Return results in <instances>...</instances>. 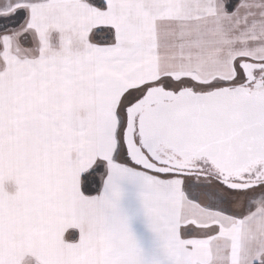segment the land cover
Segmentation results:
<instances>
[{"label":"snow or ice","instance_id":"6c2138e0","mask_svg":"<svg viewBox=\"0 0 264 264\" xmlns=\"http://www.w3.org/2000/svg\"><path fill=\"white\" fill-rule=\"evenodd\" d=\"M0 264H264V0H0Z\"/></svg>","mask_w":264,"mask_h":264}]
</instances>
